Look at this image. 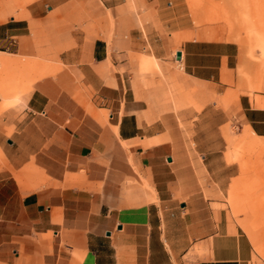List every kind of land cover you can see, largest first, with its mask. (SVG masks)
<instances>
[{
	"label": "crops",
	"instance_id": "0c3cea01",
	"mask_svg": "<svg viewBox=\"0 0 264 264\" xmlns=\"http://www.w3.org/2000/svg\"><path fill=\"white\" fill-rule=\"evenodd\" d=\"M14 6L0 2V264H250L246 234L198 192L161 114L127 86L123 54L69 32L34 53L50 16ZM177 50L201 80L237 63L230 41ZM239 104L240 137L263 149L264 105Z\"/></svg>",
	"mask_w": 264,
	"mask_h": 264
},
{
	"label": "rangeland",
	"instance_id": "374dc122",
	"mask_svg": "<svg viewBox=\"0 0 264 264\" xmlns=\"http://www.w3.org/2000/svg\"><path fill=\"white\" fill-rule=\"evenodd\" d=\"M31 3L54 27L38 34L34 53L55 52L45 44L69 32L101 37L123 54L119 72L134 97L161 114L190 181L246 234L250 264H264V148L240 137L239 104L248 96L264 105V0H15L13 11ZM188 39L233 42L235 67L220 82L188 75L176 59Z\"/></svg>",
	"mask_w": 264,
	"mask_h": 264
},
{
	"label": "water",
	"instance_id": "95a60500",
	"mask_svg": "<svg viewBox=\"0 0 264 264\" xmlns=\"http://www.w3.org/2000/svg\"><path fill=\"white\" fill-rule=\"evenodd\" d=\"M176 59H181V52H180V50H177L176 51ZM168 159L170 160L171 159V157H168Z\"/></svg>",
	"mask_w": 264,
	"mask_h": 264
},
{
	"label": "bare ground",
	"instance_id": "6f19581e",
	"mask_svg": "<svg viewBox=\"0 0 264 264\" xmlns=\"http://www.w3.org/2000/svg\"><path fill=\"white\" fill-rule=\"evenodd\" d=\"M179 60V59H178ZM180 68H182V66L180 65Z\"/></svg>",
	"mask_w": 264,
	"mask_h": 264
}]
</instances>
